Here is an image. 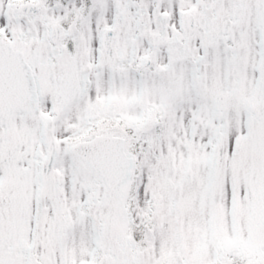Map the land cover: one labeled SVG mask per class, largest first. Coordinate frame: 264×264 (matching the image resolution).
<instances>
[{"label":"snow or ice","instance_id":"1","mask_svg":"<svg viewBox=\"0 0 264 264\" xmlns=\"http://www.w3.org/2000/svg\"><path fill=\"white\" fill-rule=\"evenodd\" d=\"M0 264H264V0H0Z\"/></svg>","mask_w":264,"mask_h":264}]
</instances>
